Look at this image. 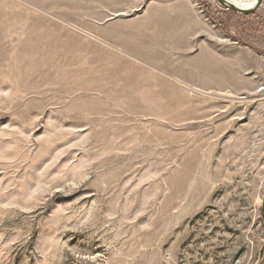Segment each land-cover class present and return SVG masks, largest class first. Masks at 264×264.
I'll return each mask as SVG.
<instances>
[{
  "label": "rangeland",
  "instance_id": "rangeland-1",
  "mask_svg": "<svg viewBox=\"0 0 264 264\" xmlns=\"http://www.w3.org/2000/svg\"><path fill=\"white\" fill-rule=\"evenodd\" d=\"M263 200L264 2L0 0V264H264Z\"/></svg>",
  "mask_w": 264,
  "mask_h": 264
},
{
  "label": "water",
  "instance_id": "water-1",
  "mask_svg": "<svg viewBox=\"0 0 264 264\" xmlns=\"http://www.w3.org/2000/svg\"><path fill=\"white\" fill-rule=\"evenodd\" d=\"M215 1L221 7H223L225 10L233 11V12L239 13L241 15H251L252 13H254L260 7V5L262 4L263 0H257L255 6L253 8H251V9H247V10L246 9L237 8L234 5L228 4L224 0H215ZM262 209L264 211V200H263ZM263 220H264V214H263ZM261 255H264V244H263V247L261 249Z\"/></svg>",
  "mask_w": 264,
  "mask_h": 264
},
{
  "label": "bare ground",
  "instance_id": "bare-ground-1",
  "mask_svg": "<svg viewBox=\"0 0 264 264\" xmlns=\"http://www.w3.org/2000/svg\"><path fill=\"white\" fill-rule=\"evenodd\" d=\"M224 1H226L228 4L234 5L237 8L247 10V9L253 8L255 6L257 0H252L251 3L247 0H224ZM262 2H264V0ZM249 4H251V5L249 6Z\"/></svg>",
  "mask_w": 264,
  "mask_h": 264
}]
</instances>
